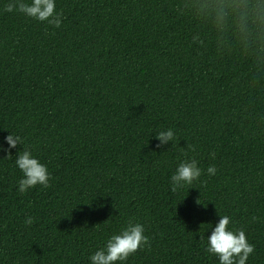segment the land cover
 I'll list each match as a JSON object with an SVG mask.
<instances>
[{
	"label": "trees",
	"instance_id": "trees-1",
	"mask_svg": "<svg viewBox=\"0 0 264 264\" xmlns=\"http://www.w3.org/2000/svg\"><path fill=\"white\" fill-rule=\"evenodd\" d=\"M12 2L0 0V264H92L135 223L150 246L126 264H219L204 240L221 213L253 246L245 264H264V0H56L59 29ZM12 131L49 187L18 193ZM183 159L204 172L173 192Z\"/></svg>",
	"mask_w": 264,
	"mask_h": 264
},
{
	"label": "clouds",
	"instance_id": "clouds-1",
	"mask_svg": "<svg viewBox=\"0 0 264 264\" xmlns=\"http://www.w3.org/2000/svg\"><path fill=\"white\" fill-rule=\"evenodd\" d=\"M8 12H19L20 14L40 23H47L53 29H59L64 19L62 12L56 10V0H13L6 8ZM157 138L162 143L175 141L176 135L172 129L157 130ZM6 142L10 148L17 145H24L14 160V167L21 173L18 181V193L25 194L31 189L40 185L49 187L51 174L45 163L34 155L33 151L26 146V138L19 133L12 131L6 137ZM191 151H194L190 147ZM12 157L8 155L7 158ZM204 170L195 159H183L179 161L174 173L170 176L171 190L177 192L186 186H191L200 180ZM207 175H216L217 169L209 166ZM219 223L214 226L212 234L204 240L206 254L216 257L219 264H245L249 254L253 252V246L247 243L243 231L234 232L230 230V217L226 214H219ZM33 223L32 217L24 220L25 225ZM206 232L213 228L211 224H205ZM201 239H204L202 236ZM103 247L91 254L88 259L92 264H126L129 257L138 250H143L150 246L149 238L144 235V226L140 223L129 224L121 227L107 236Z\"/></svg>",
	"mask_w": 264,
	"mask_h": 264
}]
</instances>
